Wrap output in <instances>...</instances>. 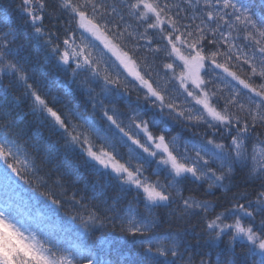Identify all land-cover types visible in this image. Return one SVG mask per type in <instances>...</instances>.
<instances>
[{"label":"snow or ice","instance_id":"obj_1","mask_svg":"<svg viewBox=\"0 0 264 264\" xmlns=\"http://www.w3.org/2000/svg\"><path fill=\"white\" fill-rule=\"evenodd\" d=\"M0 264H264V0H0Z\"/></svg>","mask_w":264,"mask_h":264}]
</instances>
